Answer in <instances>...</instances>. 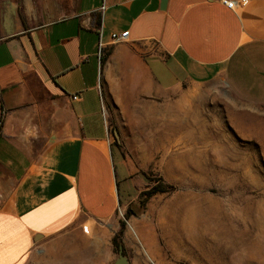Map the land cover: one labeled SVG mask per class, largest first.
<instances>
[{
    "label": "crops",
    "instance_id": "crops-1",
    "mask_svg": "<svg viewBox=\"0 0 264 264\" xmlns=\"http://www.w3.org/2000/svg\"><path fill=\"white\" fill-rule=\"evenodd\" d=\"M233 1L0 0V264H111L127 130L188 153L198 90L264 104V0Z\"/></svg>",
    "mask_w": 264,
    "mask_h": 264
},
{
    "label": "rangeland",
    "instance_id": "rangeland-1",
    "mask_svg": "<svg viewBox=\"0 0 264 264\" xmlns=\"http://www.w3.org/2000/svg\"><path fill=\"white\" fill-rule=\"evenodd\" d=\"M212 90L197 91L207 96L198 102L193 152L148 145L147 127L144 135L127 130L131 151L124 148L122 156L144 178L115 217L119 228L125 223L120 245L129 264H264V104ZM158 177L176 191L142 206L154 185L148 179ZM125 186L121 181V198ZM135 224L145 240L136 237ZM117 256L113 247L111 264Z\"/></svg>",
    "mask_w": 264,
    "mask_h": 264
},
{
    "label": "trees",
    "instance_id": "trees-1",
    "mask_svg": "<svg viewBox=\"0 0 264 264\" xmlns=\"http://www.w3.org/2000/svg\"><path fill=\"white\" fill-rule=\"evenodd\" d=\"M104 60V57H102V61ZM116 130V127L113 126ZM144 176L146 177V175L144 174ZM147 178V177H146ZM151 183L154 182V185H152L148 191H146V193L143 195L145 196L144 200L141 202V205L144 206L145 203L147 202V200L149 198H151L152 196L156 195V194H172L176 191V187L174 185L165 183L162 177H158L157 181H152V179H148ZM153 184V183H152ZM124 228H125V223L124 222H120V228L119 231L117 232V234L113 237L112 239V245L114 248H117L120 246L121 243V238L123 236L124 233ZM123 255L124 251H123ZM184 264V263H181Z\"/></svg>",
    "mask_w": 264,
    "mask_h": 264
},
{
    "label": "built area",
    "instance_id": "built-area-1",
    "mask_svg": "<svg viewBox=\"0 0 264 264\" xmlns=\"http://www.w3.org/2000/svg\"><path fill=\"white\" fill-rule=\"evenodd\" d=\"M220 1L225 7H227L230 10H233L236 7V3L233 0H220ZM246 4H247V0L240 1L241 6H245ZM127 36H128V32H124L120 35L113 34L111 38L115 43H120L126 41ZM72 99L77 100L78 98L76 96H73Z\"/></svg>",
    "mask_w": 264,
    "mask_h": 264
},
{
    "label": "water",
    "instance_id": "water-1",
    "mask_svg": "<svg viewBox=\"0 0 264 264\" xmlns=\"http://www.w3.org/2000/svg\"><path fill=\"white\" fill-rule=\"evenodd\" d=\"M114 136L116 140H119L118 133L116 131H114ZM113 264H128V259L125 255H123V248L121 245L118 247V256Z\"/></svg>",
    "mask_w": 264,
    "mask_h": 264
}]
</instances>
